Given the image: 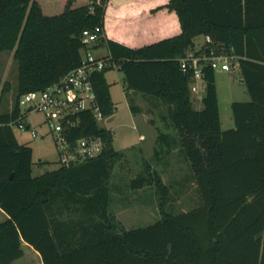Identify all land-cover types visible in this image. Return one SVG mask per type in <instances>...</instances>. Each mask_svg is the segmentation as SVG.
Segmentation results:
<instances>
[{"label":"trees","instance_id":"trees-1","mask_svg":"<svg viewBox=\"0 0 264 264\" xmlns=\"http://www.w3.org/2000/svg\"><path fill=\"white\" fill-rule=\"evenodd\" d=\"M106 4L0 0V51H13L19 63L14 105L8 112L0 107V208L8 216L0 221V264L22 258L23 243L40 253L43 264H264V0H170L179 35L140 48L107 41L127 91L152 98L162 110L151 120L157 131L153 156L129 183L135 191L155 187L159 220L127 230L115 218L111 177L127 151L115 149L114 131L90 111L80 115L73 137H102L103 154L34 177L33 150L10 125L20 118V99L80 64L83 31L105 27ZM200 36L236 57L232 64L250 95V101L232 104L233 129H222L211 67L205 68L202 107L194 105L191 74L180 60ZM111 68L94 76L104 120L116 111L106 78ZM11 88L0 78V105ZM131 110L142 112L134 103ZM176 145L191 173L179 188L192 182L199 196L196 207L180 213L172 206L173 185L162 174Z\"/></svg>","mask_w":264,"mask_h":264},{"label":"rangeland","instance_id":"rangeland-1","mask_svg":"<svg viewBox=\"0 0 264 264\" xmlns=\"http://www.w3.org/2000/svg\"><path fill=\"white\" fill-rule=\"evenodd\" d=\"M203 41L204 37H197L195 39L196 46ZM215 74L222 129H233L235 122L232 104L234 102H247L251 98L242 81L241 73L236 67L231 71L217 70ZM0 78L10 82L12 87L11 91L4 95L0 105L2 112H8L15 102L19 78V63L15 60L13 51H0ZM106 78L110 84L111 97L116 105V111L112 117L99 122V124L101 127L115 131L114 147L117 150L127 151L124 160L115 165L111 177V193L113 196L115 195L112 212L115 218L124 225V228L132 229L146 226L161 217L158 211L156 189L155 187H146L135 191L129 187V183L132 178L144 170V160L149 161L153 156L155 141L152 140V135L156 136L157 131L151 124V120H157V113L162 112V110L155 107L152 98L135 92H128L125 75L117 66L107 71ZM192 97L195 107L201 108L200 99L194 94ZM131 103L138 105L142 112L134 114L131 110ZM43 120V114L38 112L32 113L25 120L26 124H32L39 131L38 137H33L30 131H22L17 127L14 129L18 141L30 146L33 150L34 177L60 168L57 147L52 138L46 134ZM145 121L152 126L147 130L149 133V139L145 143L147 146L144 148L138 145L131 146L139 141L140 134L144 132L142 126ZM132 148L134 149L132 150ZM167 163L168 165L163 169L162 174L165 182L173 185L172 195H177L172 205L176 210L174 212L180 213L196 207L199 203V196L194 184L191 182L179 188L178 182H182V176L186 173L191 174L189 163L184 158L180 145L175 146L172 155L167 159ZM177 164L181 167H178ZM67 214L66 212L64 216H68ZM22 248L24 256L18 259L15 264H37L38 258L32 253L31 247L23 244Z\"/></svg>","mask_w":264,"mask_h":264},{"label":"built area","instance_id":"built-area-1","mask_svg":"<svg viewBox=\"0 0 264 264\" xmlns=\"http://www.w3.org/2000/svg\"><path fill=\"white\" fill-rule=\"evenodd\" d=\"M103 39L104 27L85 29L82 34L84 48L80 64L47 88L22 95L20 118L10 124L14 129L17 127L22 131H30L33 137H38L39 131L32 124H26L25 120L32 113L43 114L42 123L46 134L57 147L60 167L96 159L106 147L105 140L99 136L73 137L74 128L79 125L82 113L90 111L99 122L104 121L94 88V76L113 65L111 57H101L95 53V47ZM210 41L207 37L204 44L188 50L180 60L182 70L191 74L190 91L201 102L205 92V68L231 71L236 67L232 64L236 57L227 54L223 46L209 47Z\"/></svg>","mask_w":264,"mask_h":264},{"label":"crops","instance_id":"crops-1","mask_svg":"<svg viewBox=\"0 0 264 264\" xmlns=\"http://www.w3.org/2000/svg\"><path fill=\"white\" fill-rule=\"evenodd\" d=\"M169 2L170 0H106L104 27L106 42L98 44L95 47V53L101 57H111L107 44L108 40H114L130 48H140L179 35L182 31L181 23L177 13L168 9ZM206 40L207 37H204V41L200 45L204 44ZM145 122L142 126L144 132L140 134L139 141L131 146L138 145L141 148L147 146L145 144L149 139L147 130L151 125ZM156 139L157 135H152V140L156 141ZM178 167L181 166L178 165ZM187 176L186 173L182 177L186 179ZM176 196L174 199L177 198ZM113 198L115 201V195ZM158 211L160 213L159 208ZM7 217V214L0 208V221H4ZM122 227L129 230L127 227L124 228V225ZM31 249L32 253L38 258L37 264H43L40 253L32 247Z\"/></svg>","mask_w":264,"mask_h":264}]
</instances>
